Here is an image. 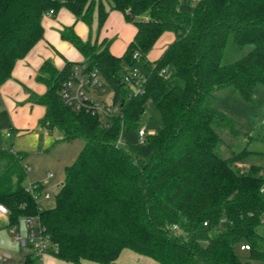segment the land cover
Wrapping results in <instances>:
<instances>
[{
    "label": "trees",
    "instance_id": "trees-1",
    "mask_svg": "<svg viewBox=\"0 0 264 264\" xmlns=\"http://www.w3.org/2000/svg\"><path fill=\"white\" fill-rule=\"evenodd\" d=\"M62 6L88 24L97 11L100 27L116 9L137 27L121 56L108 40L63 33L85 56L87 70H99L119 110L101 116L66 104L63 82L81 63L42 64L37 79L47 89L32 95L45 107L40 126L58 127L64 140L82 137L85 145L49 208L24 185V152L0 148V204L10 225L36 218L49 251L77 264L114 263L126 248L157 264L264 261V170L243 171L236 158L219 154L218 128L233 121L214 103L222 88L232 86L252 101L264 85V0H0V85L43 38V16ZM165 31L175 39L151 60ZM231 39L252 48L225 63ZM135 68L145 78L140 92L124 79ZM148 101L156 103L162 128L141 139ZM32 185L41 192V184ZM242 244L250 246L247 258L238 251ZM29 247L24 264H38Z\"/></svg>",
    "mask_w": 264,
    "mask_h": 264
},
{
    "label": "rangeland",
    "instance_id": "rangeland-1",
    "mask_svg": "<svg viewBox=\"0 0 264 264\" xmlns=\"http://www.w3.org/2000/svg\"><path fill=\"white\" fill-rule=\"evenodd\" d=\"M252 48L251 45L238 47L231 39L229 41L223 61H234ZM170 69H168L169 73ZM113 94L111 91H105L99 98L102 102L110 103ZM215 105L225 111L232 119L233 124L229 127L219 129L222 136V142L218 152L222 157L236 158L237 164L243 171H249L254 166H260L264 170V85L257 88L254 93V100L246 99L234 87L228 86L218 90L215 94ZM140 125L150 133H158L162 128L161 113L153 101H148L145 110L139 119ZM10 131V128L7 129ZM30 131L19 137L12 135L4 139L5 146L15 145L24 152L23 162L26 165L27 176L24 179V185L27 187L38 182L42 185L39 203L43 208H49L56 203V194L59 192L65 179L66 167L71 165L78 157L80 151L85 145L82 137H76L73 140H64L63 133L55 127L52 131L39 130ZM2 132H0L1 135ZM6 134V132H4ZM121 142L124 144V137L121 135ZM49 192L50 197H45ZM19 224V225H18ZM16 224V229L6 222V219L0 216V254L15 253L21 257L18 264H24L26 254L30 252V247L22 245L17 237H28L27 228L24 220ZM36 237L39 235L40 227L36 221L34 224ZM264 230V227H263ZM133 252L134 256L126 258L131 259L127 264H157L158 262L147 255ZM243 258H247L248 251L238 250ZM9 260V259H8ZM2 262H4L2 260ZM251 264H264L261 260H250Z\"/></svg>",
    "mask_w": 264,
    "mask_h": 264
},
{
    "label": "crops",
    "instance_id": "crops-1",
    "mask_svg": "<svg viewBox=\"0 0 264 264\" xmlns=\"http://www.w3.org/2000/svg\"><path fill=\"white\" fill-rule=\"evenodd\" d=\"M145 17L147 18V16ZM42 23L44 27L43 38L34 45L25 57L16 62L12 76L0 85V132H2L0 148L12 146L15 150L23 152L13 144L5 146L4 139L10 138L12 135L21 137L35 130H37L36 135L38 136L39 130L51 131L39 124L45 113V107L32 99L33 94H43L47 89L46 85L37 79L40 67L47 60L51 61L58 69H63L67 62L82 63L85 61L83 53L68 38L63 36L64 32L72 29L81 39L92 43L100 44L103 40H108L110 41L111 52L117 56L124 54L137 32V27L127 21L125 15L116 9L109 11L101 27L97 11L94 13L91 24H88L65 6H62L56 13L45 14ZM174 39L175 33L173 31L163 32L149 51L148 57L151 60L159 58ZM9 128L10 131H7ZM0 216L6 219L9 226V214L0 212ZM25 227L27 228L26 223ZM127 249H124L119 258L110 264H127L125 263L126 258L134 256L133 252ZM5 254H8L9 257L4 262L0 259V264H18L21 260V257L15 253ZM0 256L2 255L0 254ZM129 261L131 262V259ZM43 264L77 263L59 258L50 252L45 256ZM81 264L104 263L84 259Z\"/></svg>",
    "mask_w": 264,
    "mask_h": 264
},
{
    "label": "built area",
    "instance_id": "built-area-1",
    "mask_svg": "<svg viewBox=\"0 0 264 264\" xmlns=\"http://www.w3.org/2000/svg\"><path fill=\"white\" fill-rule=\"evenodd\" d=\"M124 79L132 82V88L135 92L142 91V83L145 78L139 73L137 68L131 70L129 74H126ZM104 82L105 81L97 68L87 70L86 64H76L70 77L63 82L61 90L62 98L66 104L74 107L75 109H84L92 113H98L101 116L115 113L119 110L118 106L113 105L111 102H102L98 98L106 91ZM146 133L150 132L143 127L139 130L141 139ZM119 142H121V140H119ZM35 187L36 185H31L30 187L28 186V189L37 199H39L41 192L35 191ZM262 190L264 191V187ZM45 197H50L49 192H46ZM0 212L8 214V208L4 204H0ZM24 220L27 226L28 237L22 238V236L19 235L17 239L22 243V245H31L37 256L38 264H43L45 256L50 253L49 242L42 236L41 228L39 235L36 237V231L34 228L35 222H38L36 218L32 217ZM15 229L16 225L12 228V230L14 231ZM240 248L242 250H247L250 249V246L249 244H242ZM8 257L9 255L5 254L0 256V259L6 261Z\"/></svg>",
    "mask_w": 264,
    "mask_h": 264
}]
</instances>
